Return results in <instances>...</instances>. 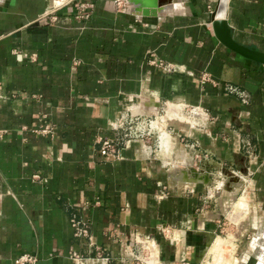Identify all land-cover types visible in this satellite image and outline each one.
Segmentation results:
<instances>
[{
    "label": "crops",
    "instance_id": "1",
    "mask_svg": "<svg viewBox=\"0 0 264 264\" xmlns=\"http://www.w3.org/2000/svg\"><path fill=\"white\" fill-rule=\"evenodd\" d=\"M53 1L0 8V264H264V64L221 39L264 52V0L222 1L219 36V0ZM166 112L162 151L116 126Z\"/></svg>",
    "mask_w": 264,
    "mask_h": 264
},
{
    "label": "built area",
    "instance_id": "2",
    "mask_svg": "<svg viewBox=\"0 0 264 264\" xmlns=\"http://www.w3.org/2000/svg\"><path fill=\"white\" fill-rule=\"evenodd\" d=\"M84 4L81 6L83 7ZM153 64H156L162 68H168L170 65L168 63H164L162 60H153ZM203 81H211L213 84L216 85V82H213L209 75L207 73L203 74L202 76ZM230 92H236L239 94V91L236 89V87L229 85L226 87ZM128 115V114H127ZM127 115H121V117L118 119L116 126L117 128H122V125L127 122V120H131L133 122L136 121V127L135 130H140L141 134L143 135H155V147L158 150H162L163 146L161 145V138L159 134L157 133L156 129H152L151 122L152 120L156 119V116H145V115H133L130 114L129 117ZM45 129H43L44 131ZM134 130V131H135ZM48 129H46L45 132H47ZM3 135V130H0V137ZM100 153L104 155L108 159H114L116 157V148L110 141H105L100 149ZM36 177H38L36 175ZM72 225L74 227V234L77 236H84L88 234V227L81 223L80 221H77L75 219L72 220ZM101 260L106 262L108 260V257H101ZM15 264H35L36 262V256L31 253H22L17 258L14 259Z\"/></svg>",
    "mask_w": 264,
    "mask_h": 264
},
{
    "label": "water",
    "instance_id": "3",
    "mask_svg": "<svg viewBox=\"0 0 264 264\" xmlns=\"http://www.w3.org/2000/svg\"><path fill=\"white\" fill-rule=\"evenodd\" d=\"M9 0H0V8L4 6ZM133 5V11L138 15H150L156 13L157 4L153 0H131L129 5ZM220 5V0L218 1V5L214 13L212 14V27L214 32L220 35L223 33L225 29V19L223 17H218L216 15ZM135 8H138L139 11H135ZM225 44H227L230 48L234 49L235 51H239L243 55L249 57L250 59L264 64V52L258 51L254 48L245 47L242 45L237 44L234 41H231L226 33H223V37L221 38ZM208 178V177H207Z\"/></svg>",
    "mask_w": 264,
    "mask_h": 264
},
{
    "label": "rangeland",
    "instance_id": "4",
    "mask_svg": "<svg viewBox=\"0 0 264 264\" xmlns=\"http://www.w3.org/2000/svg\"><path fill=\"white\" fill-rule=\"evenodd\" d=\"M55 1V0H54ZM53 1V2H54ZM13 7H15V5H12ZM26 6H29L30 7V10H33V6H31L30 2H20L18 4L17 7H26ZM27 9V8H26ZM124 115H127L126 113H124ZM130 116V114H128ZM127 115V117H129ZM136 121L133 122L131 120H127V122L125 124L122 125V128H119L118 131L120 132V134L122 135L123 139L125 141H127L128 143L131 142V143H135L136 141L138 142H141V141H145L149 144H152L153 146L155 145V135H143V136H140L141 132L140 130H135V127H136ZM43 129H45L43 131ZM46 129H48V126L46 127H42L40 129V133H44L46 131ZM135 130V131H134ZM142 135V134H141ZM156 149V147H154ZM222 185V182H219L218 183V187ZM213 198L209 199L208 197L204 199V204H208L209 201H212ZM144 255H145V252L141 251L137 254V256H134L132 257V263L133 264H150L148 262V256L144 258ZM151 255V254H150ZM148 262V263H147Z\"/></svg>",
    "mask_w": 264,
    "mask_h": 264
},
{
    "label": "bare ground",
    "instance_id": "5",
    "mask_svg": "<svg viewBox=\"0 0 264 264\" xmlns=\"http://www.w3.org/2000/svg\"><path fill=\"white\" fill-rule=\"evenodd\" d=\"M68 1H70V0H55L54 1L55 2V7L60 6V5L64 4V3H67ZM222 1H223V3H225V5H224V10H225L226 1L227 0H220L219 9H218L216 15H222V13L224 12V10H221ZM126 3L129 4V1L127 2V0H126ZM173 108L174 109L177 108L178 110H182L181 109V106H176V107L173 106ZM174 109H173V113L174 114H172V112L170 114L172 118H179L181 120H185L186 119V116L184 114H181L178 111L174 112L175 111ZM154 116H156V119L152 120L151 127H152V129H156L157 130V133L159 134V136L161 138V145L163 146V149L162 150H164L167 147L168 138H169V135H170L169 134V131L165 128V126H166V120H167V118H170V116H169V114L167 112L165 114H159L158 113V114H155ZM193 116L202 117L204 115H202V113H201L200 110H196L195 109L192 112V117Z\"/></svg>",
    "mask_w": 264,
    "mask_h": 264
}]
</instances>
